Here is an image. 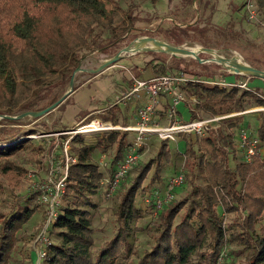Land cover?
Instances as JSON below:
<instances>
[{
  "label": "trees",
  "instance_id": "trees-1",
  "mask_svg": "<svg viewBox=\"0 0 264 264\" xmlns=\"http://www.w3.org/2000/svg\"><path fill=\"white\" fill-rule=\"evenodd\" d=\"M255 1L264 9V0ZM138 5V0H0V113L30 111L42 92L48 94L69 79L85 52L106 53V47L133 29L139 20L135 12ZM230 8L239 10L234 4ZM228 23L224 28L185 24L158 31L174 45L190 40L207 47L213 40L218 44L234 40L233 23ZM181 37L184 40H178ZM245 57L255 60L251 64L264 70V53ZM151 61L147 63H151L152 77L170 71L192 78L180 88L190 117L197 113L219 116L264 106V80L260 78L248 80V89L207 86L204 81L223 80L225 74L193 58L172 56L168 65ZM231 75L235 76L234 81L242 79ZM159 97L155 119L161 122L170 101L164 93H159ZM56 100L53 97L50 104ZM260 114L255 134L261 155L244 159L235 141L236 130L243 128L239 127L241 115L223 119L220 140L233 165L225 163V152L212 133L192 137L194 142L186 136L178 197L157 211L152 210V204L141 209L135 196L151 167L154 165L149 177L150 200L155 194H162V174L165 166L172 164H167L164 157L171 151L181 155L162 140L161 150L154 158L137 163L138 159L125 178L130 172L133 175L119 182L111 195L116 202L111 234L100 239L93 235V211L97 207L94 197L106 191L107 185L100 181L129 152L130 138L126 131L96 132L90 133L95 134V143L87 145L81 134H75L69 150L74 161L68 164L64 189L47 233L54 240L44 246L41 264H264V113ZM120 117L116 104H109L97 116L117 125ZM30 134L33 130L12 143V134L0 132V144H6L0 146L1 177L23 174L27 170L23 165L26 157L32 159V166L41 161L44 144L25 137ZM137 152L140 154L141 149ZM97 153L105 156L104 169L95 159ZM8 193L0 198V264H30V255L18 257L23 252V245L19 244L26 240L21 229L39 204L31 203L34 194L15 203L12 192ZM147 213L153 217L140 230L147 233L150 245L138 252L130 240L132 223Z\"/></svg>",
  "mask_w": 264,
  "mask_h": 264
},
{
  "label": "rangeland",
  "instance_id": "rangeland-1",
  "mask_svg": "<svg viewBox=\"0 0 264 264\" xmlns=\"http://www.w3.org/2000/svg\"><path fill=\"white\" fill-rule=\"evenodd\" d=\"M122 1L126 2L127 0ZM138 1L139 5L135 12H138L139 20L135 22L133 29L127 32V34L116 43L106 47L104 51L107 54L101 53L99 50L90 53L85 52L79 61L78 69L70 73L69 79H67L63 85L53 88L48 94L42 92L41 94L43 95L41 99L36 102L30 111L44 109L51 105L50 101L53 97L56 96L58 100L61 96L66 94L65 98L57 107L53 108L45 115L37 117L27 115L20 119H10L0 116V132H9V134H12L13 138H15L12 143L20 141V139H22V134L27 133L29 130H33V134L25 137L34 139L35 141H41L44 144V151L40 158L41 161L35 166L31 165L32 159L26 157L27 159L24 161L23 165L27 170L23 174L0 176V198L3 195L9 194L8 192H12L11 194H13L15 198V203H17L22 198L34 194L35 197L31 203L36 202L39 204V207L32 212L30 218L21 229V232L26 236V240L21 241V244H19L20 246L23 245V252L18 253V257L22 258L26 255H30V264L36 263L34 261H36L38 257L39 248L43 247V240L40 238L38 239V237L41 236L45 228L46 201L55 195L56 189L54 184L58 181L61 175L60 173L64 170L66 164L68 165L69 162H71L69 150L71 145L70 142L74 135L71 136V133L68 131L81 126L83 128H90L88 124L92 123L95 119H99L97 116L104 113L109 104H116L120 109L121 117L125 119V122L122 120L118 121L120 125H127V121L132 123L130 121L132 119L136 120L138 109L146 98H144V96L135 95H131L129 98L125 96L130 92L135 79L148 80L152 77L151 63L147 62L151 60V62H154L157 60V62L163 61L168 65L172 56L185 59H189L190 57L169 54L163 47L148 46V42H146L143 45V47L146 46L145 48L121 55L113 64L104 67L103 65L106 62L111 60L114 55L121 52L133 39L142 36H158L170 42L162 32L158 31V29H168L175 25L183 26L185 24H198L200 26L212 24L218 28H224L230 21L233 23L232 34L235 37L233 38L234 40L230 42L221 39L223 43L220 42V44L213 40L209 46L205 47L209 49L208 52L204 51L202 49L204 47L197 42H191L190 40L185 41L184 37L178 38V40H184L182 46L188 51L191 48L192 50L200 48L201 51L199 54L197 53V56L204 58L203 63L212 67V69H214V67L215 69L219 68L220 71L218 70V72L225 74L224 77L227 81H232L235 77L223 71L222 66L214 63L212 59H216L220 64L225 65L227 62L226 60L234 58L232 61H236V58L239 57L245 63L253 66L251 63H254L253 61L255 60H247L245 56L248 55L249 58H254L258 56L259 53H264V9H260L255 0H249L254 5L255 17L253 19H247L244 16L245 5L241 7V5L248 0ZM231 4L239 7V10L231 11ZM148 51H153L154 54H148ZM71 78L72 83L70 85ZM157 111H159V107ZM21 113H0V115L15 117ZM235 116H240L238 117L241 122V125L239 123V127H243L255 133L260 124L262 114L258 111H254ZM86 118L87 120H85ZM68 119L69 121L71 119V123L66 126L62 125V123ZM238 131L239 130H236L235 132V141L237 140ZM58 132L66 133L62 135L58 134ZM96 132L99 131H92L82 135L84 144L90 145L91 138L95 142V138L93 137L95 134L91 135L90 133ZM220 133L221 129L219 122V129L216 134L213 133V136L217 140L219 147L225 152V163L227 166H232L233 162L231 155L228 154L227 149L221 142ZM128 135L130 139L134 137V134L131 132H128ZM186 136L191 138V141L194 142L192 135L184 133L176 134L173 140H166L168 147L172 148L173 152L177 150L181 155L176 156L171 151L168 156L164 157V159L168 160L167 164H172L168 167L165 166L166 172L162 174V178H164L161 185L162 193L166 190L167 176L174 174L182 166L183 155L181 152L184 148V138ZM66 140L68 141L65 144ZM162 140L163 139L155 135L147 136L144 139V145L141 148L137 163L146 162L154 158L161 150L160 146ZM5 145L6 144H0V146ZM162 152L166 155L165 150L162 149ZM101 158L102 155L98 153L95 154L96 161L99 162ZM153 168L154 165L151 167L145 180L141 183L135 196V202L141 209H146L148 204H152L149 199L150 196L148 195V191L152 189V186L149 184V177L152 174ZM132 175L133 172H130L124 179L127 180ZM180 190L181 186L175 187L173 189L172 198L178 197L177 195H179ZM51 193H53V196L50 197ZM94 200L97 203V207L93 211V224L96 228L93 235L100 239V237L104 235L111 234L113 222L112 212L116 202L112 199V196L107 198L103 190L94 197ZM152 210L154 211L155 209L152 207ZM152 217V214L147 213L143 218L135 220L132 223L134 229L131 232L130 240L133 247L136 248L138 252H142L144 248L150 245L149 236L144 230H140V228ZM45 236L48 237V241L54 240L51 235L45 234Z\"/></svg>",
  "mask_w": 264,
  "mask_h": 264
},
{
  "label": "built area",
  "instance_id": "built-area-1",
  "mask_svg": "<svg viewBox=\"0 0 264 264\" xmlns=\"http://www.w3.org/2000/svg\"><path fill=\"white\" fill-rule=\"evenodd\" d=\"M244 16L247 19H253L255 17V10L254 5L249 0L245 3L244 6ZM223 70V69H222ZM220 71V69H219ZM225 71V70H223ZM226 72V71H225ZM231 74V73H230ZM239 75L242 79L237 81H227L226 79L217 80V81H204V84L207 86H236L240 89H248V80L252 78V76L243 75V74H234ZM191 77L186 75H174L172 72H168L166 75L160 77H151L148 80H134V84L125 96L129 98L131 95L135 96H144L146 100L142 103V105L138 109L137 113V120L133 125H117L113 124L107 120H100L95 119L92 122L93 130L88 131H99V132H106L110 130H120V131H127L134 134V137L129 140L130 143V150L124 156V158L114 167V170L111 174H104L103 179L100 181L101 185H107L106 191L104 192L105 196L109 198L115 191L116 187L118 186L119 182L125 178L127 171L129 168L137 162L140 157V154L137 152L141 149L144 145V139L147 136L155 135L160 139L163 140H173L175 135L178 133H184L188 135H192L193 138L202 137L209 133H217L219 129V122L226 118H231L238 114L248 113L258 111L264 113V106L250 108L248 110L237 112V113H229L225 115L219 116H206L201 113H197L194 117H189L183 119L180 117V110L179 107L181 105H185L187 102L186 97L181 92L180 88L182 85L186 84ZM159 93H164L167 95L170 101V106L164 113V120L159 122L155 119L156 115L158 114V107H159ZM90 125V124H88ZM87 126V125H86ZM83 127L73 128L68 132L71 133V136L75 134L84 135L88 132H82ZM66 132H58V134H62ZM212 133V134H213ZM68 140L65 141V144ZM238 147L241 149L244 159L249 161L254 156H259L262 153V148L259 145V138L258 136L248 131L245 128H240L237 134V141ZM64 144V145H65ZM71 162L74 161L73 158H70ZM99 164L102 169L105 168V156L102 155ZM58 167V166H56ZM67 169L68 165L64 167V170L61 171V175L58 181L54 184L55 185V195L53 193L50 194V202L48 204L49 199H47L46 204V217H45V228L43 229V233L38 239L43 240V247L39 248L38 257L36 259L35 264H41V258L44 255V246L48 243V237L45 236L47 234L50 221L55 216V208L56 205L59 203L61 194L64 189V181L67 176ZM183 176L181 169H179L173 175H170L166 178V190L162 194H155L152 199L151 203L155 210H158L162 207V205L169 201L173 195V189L178 187L182 184ZM45 199V198H43ZM58 201V202H57ZM149 201V200H146ZM45 239V240H44ZM222 254L219 256L218 261L221 260ZM33 264V263H32Z\"/></svg>",
  "mask_w": 264,
  "mask_h": 264
},
{
  "label": "water",
  "instance_id": "water-1",
  "mask_svg": "<svg viewBox=\"0 0 264 264\" xmlns=\"http://www.w3.org/2000/svg\"><path fill=\"white\" fill-rule=\"evenodd\" d=\"M146 42H154L159 44V46L161 47H165L167 49L172 50L175 53L172 54H181V56H188L190 58H193L195 60H198L199 62H203L204 58H200L197 56V54H195L194 52H190L188 50H186L185 47H183L182 45H174L170 42H167L163 39H161L158 36H152V35H146V36H142L140 38H136L133 39L121 52H119L118 54L114 55L112 57L111 60H109L108 62H106L103 66H109L111 64H113L117 58H119L121 55H124L126 53L132 52L136 49H140L142 47V45ZM204 51L208 52V48H202ZM164 51V50H162ZM234 59V58H233ZM228 60L230 61V63H228L227 66L220 64L216 59H212V61L218 65L222 66V69L225 70L228 73L231 74H243V75H248V76H252L255 78H260L262 80H264V70H261L255 66L249 65L245 62H243L242 64H238L235 65L232 60ZM231 67V68H230ZM233 67V68H232ZM235 67V69H234ZM102 68V67H101ZM100 68V69H101ZM78 67L75 69L77 70ZM99 69V70H100ZM72 83V78L70 79V85ZM66 94H64L63 96H61L58 100H56L54 103H52L51 105H49L48 107L41 109V110H37V111H25L15 117H10L7 115H0L2 117L5 118H10V119H20L23 118L25 116H32V117H37V116H43L45 115L47 112H49L50 110H52L53 108L57 107L59 105V103H61V101L65 98Z\"/></svg>",
  "mask_w": 264,
  "mask_h": 264
},
{
  "label": "bare ground",
  "instance_id": "bare-ground-1",
  "mask_svg": "<svg viewBox=\"0 0 264 264\" xmlns=\"http://www.w3.org/2000/svg\"><path fill=\"white\" fill-rule=\"evenodd\" d=\"M144 45V44H143ZM143 45H142V47L140 48V49H143V48H145V47H143ZM148 46H152V47H154V46H159V44H157V43H154V42H148ZM167 52H169V54H172V53H175V52H173L172 50H170V49H167V48H165V47H163ZM137 50V49H136ZM158 50H160V49H158ZM162 50V49H161ZM187 50V49H186ZM165 51V52H166ZM189 51L190 52H194L195 54H199V52L201 51L200 50V48H198L197 50H192V48L191 49H189ZM176 54H178V53H176ZM178 55H181V54H178ZM227 62L225 63V66H227L228 65V63H230V61H228V60H226ZM235 65H238V64H242L244 61L241 59V58H236V61H232ZM224 63V62H223ZM231 68V67H230ZM233 68V67H232ZM234 69H235V67H234ZM93 122L92 123H90V128L89 127H87V128H83L82 129V132H87V131H91V130H93Z\"/></svg>",
  "mask_w": 264,
  "mask_h": 264
},
{
  "label": "crops",
  "instance_id": "crops-1",
  "mask_svg": "<svg viewBox=\"0 0 264 264\" xmlns=\"http://www.w3.org/2000/svg\"><path fill=\"white\" fill-rule=\"evenodd\" d=\"M235 77V76H234ZM187 104H185V105H181L180 107H179V110H180V116H181V118H183V119H186V118H188L189 117V112H188V110H187ZM74 111V110H73ZM119 120L121 121H124L125 122V119L124 118H122V117H120L119 118ZM136 120H137V118H136ZM136 120H134V119H132L130 122H132V123H129L128 121H127V125H130V124H134L135 122H136ZM71 123V119H70V121H69V119L67 120V121H65V122H63L62 123V125H64V126H66V125H68V124H70ZM94 137V136H93ZM95 142H94V140H92V138H91V140H90V144H94Z\"/></svg>",
  "mask_w": 264,
  "mask_h": 264
}]
</instances>
